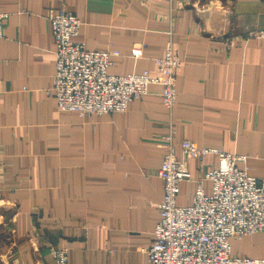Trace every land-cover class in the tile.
<instances>
[{
  "label": "crops",
  "instance_id": "obj_1",
  "mask_svg": "<svg viewBox=\"0 0 264 264\" xmlns=\"http://www.w3.org/2000/svg\"><path fill=\"white\" fill-rule=\"evenodd\" d=\"M61 10L87 50L120 53L112 76L152 72L171 41L181 62L171 112L157 85L121 114L59 112L48 18ZM0 14V264H56L59 249L66 264H147L168 123L178 159L187 140L245 158L237 167L264 179V0H0ZM216 162L187 163L177 206ZM230 244L232 256L264 260V233Z\"/></svg>",
  "mask_w": 264,
  "mask_h": 264
},
{
  "label": "built area",
  "instance_id": "obj_2",
  "mask_svg": "<svg viewBox=\"0 0 264 264\" xmlns=\"http://www.w3.org/2000/svg\"><path fill=\"white\" fill-rule=\"evenodd\" d=\"M2 19L0 14V38ZM48 23L55 62L50 94L59 112H73L81 118L121 114L130 103L146 96L151 85L161 87V103L171 112L181 68L171 41L154 60L152 72L112 76L108 70L120 57L118 51L87 50L77 42L81 23L67 10L50 14ZM258 37L264 40V32ZM143 49L142 45L134 46L130 58L140 59ZM166 128L159 144L162 156L156 172L162 183L163 199L158 205L160 218L146 250L147 264H264V260L232 256L230 244L232 239L264 233V179L254 178L237 167L245 158L197 148L187 140L181 142L178 159L171 124ZM207 156L217 157V162L200 172L190 205L177 206L179 184L191 180L187 163L202 162ZM206 181L211 183L208 195L203 189ZM51 255L56 264H66L65 249L54 250Z\"/></svg>",
  "mask_w": 264,
  "mask_h": 264
}]
</instances>
